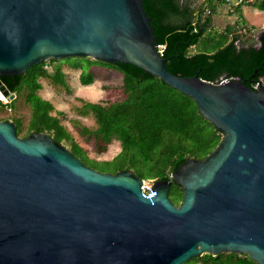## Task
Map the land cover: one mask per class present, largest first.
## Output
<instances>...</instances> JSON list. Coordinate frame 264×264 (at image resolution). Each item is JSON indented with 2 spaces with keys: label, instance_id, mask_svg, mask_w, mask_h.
Returning <instances> with one entry per match:
<instances>
[{
  "label": "water",
  "instance_id": "1",
  "mask_svg": "<svg viewBox=\"0 0 264 264\" xmlns=\"http://www.w3.org/2000/svg\"><path fill=\"white\" fill-rule=\"evenodd\" d=\"M143 3L0 0V76L70 57L129 64L191 97L221 139L143 195L131 169L92 168L50 134L20 137L0 120V264H183L222 252L264 264V75L251 88L171 74ZM0 91L15 95L1 80Z\"/></svg>",
  "mask_w": 264,
  "mask_h": 264
},
{
  "label": "trees",
  "instance_id": "2",
  "mask_svg": "<svg viewBox=\"0 0 264 264\" xmlns=\"http://www.w3.org/2000/svg\"><path fill=\"white\" fill-rule=\"evenodd\" d=\"M228 1L199 0L193 4L192 0H144L143 7L152 19L150 22L157 43L162 46L161 56L166 59L168 72L181 77L196 73L202 80L214 83L239 77L249 87H257L258 80L264 75V31L258 34L255 42L242 41V35L248 34L252 26L243 19L240 7L248 5L264 11V0L233 4L228 12L235 13V21L228 23L221 32H208L217 6ZM201 39H206L204 51L189 54L188 48ZM209 47L212 49L206 51ZM47 63L52 64L51 69L47 68ZM62 63L74 70L86 69L78 77L84 86L94 80L89 71L93 63L110 66L122 74L125 93L122 100L105 104L84 102L79 110L81 115L91 114L94 118V129L82 127L79 131L87 138L94 136L104 142L98 144V151L105 149V142L118 139L119 151L112 158L103 159L111 173L131 169L142 178L170 179V174L186 156L203 157L222 137L197 112L191 97L139 67L85 56L49 59L20 75L0 76L2 83L15 93L6 102L0 99V108L12 107L17 96L25 93L24 101L31 109L26 136L33 132L48 133L55 140L64 142V146L76 156L85 155L57 115L51 113L52 103L38 94L42 88L38 79L45 77L69 91ZM12 122L16 133L20 134V120L14 118ZM169 198L173 203H178L181 198L180 185L175 181L170 186ZM195 261L199 264H257L247 254L237 252L204 253L190 257L183 264Z\"/></svg>",
  "mask_w": 264,
  "mask_h": 264
},
{
  "label": "rangeland",
  "instance_id": "3",
  "mask_svg": "<svg viewBox=\"0 0 264 264\" xmlns=\"http://www.w3.org/2000/svg\"><path fill=\"white\" fill-rule=\"evenodd\" d=\"M193 4L199 0H192ZM236 0H229L227 3L217 6L216 13L212 17L211 26L208 32H221L228 23L235 21V13H229L230 7ZM213 3V2H212ZM211 3V4H212ZM243 19L248 25L252 26V30L248 34L242 35V41L255 42L258 39V34L261 28H264V11L258 10L254 6L241 5ZM206 39H201L197 44L188 48V53L192 54L198 51H204ZM207 47V46H206ZM212 49L209 47L206 51ZM47 68L51 69V63H47ZM61 69L64 72V81L69 87V91L60 84H54L50 78H39L38 81L42 88L38 94L43 99H48L52 105V114L57 115L64 128L71 133L75 141L83 148L85 155L78 154L80 159L88 166L99 170H109L103 159L112 158L120 149L118 139H112L106 143L105 149L98 151L97 146L104 143L96 139L87 138V135L80 133V128L85 127L92 130L96 127L94 118L91 114L81 115L79 110L82 109L84 102H101L112 103L122 100L125 96L122 84V74L110 66L93 63L89 67V71L93 73L94 80L88 85H81L79 82L80 72H86V69L74 70L66 64H61ZM25 93L22 92L14 101L12 107L0 108V120L18 118L21 123L20 137H26V129L31 117V109L24 101ZM6 100H5V99ZM3 102L8 100V97L0 98ZM64 143V142H63ZM66 146V145H65ZM153 178L147 177L146 180ZM191 264H199L193 262Z\"/></svg>",
  "mask_w": 264,
  "mask_h": 264
},
{
  "label": "built area",
  "instance_id": "4",
  "mask_svg": "<svg viewBox=\"0 0 264 264\" xmlns=\"http://www.w3.org/2000/svg\"><path fill=\"white\" fill-rule=\"evenodd\" d=\"M245 0H236L233 4H239V3H243ZM248 1H252V0H248ZM261 31H264V28H261V30H260V32ZM158 51L160 52V54H161V49H162V46L161 45H158ZM221 80H224V79H221ZM220 80V81H221ZM155 179L154 178H150V179H148V180H146V179H144L143 178V182H142V185H141V187H140V189H141V193L143 194V195H149V194H151L152 193V191H153V188H152V185H153V181H154Z\"/></svg>",
  "mask_w": 264,
  "mask_h": 264
},
{
  "label": "bare ground",
  "instance_id": "5",
  "mask_svg": "<svg viewBox=\"0 0 264 264\" xmlns=\"http://www.w3.org/2000/svg\"><path fill=\"white\" fill-rule=\"evenodd\" d=\"M3 94H2V92L0 91V98H3L4 96H2ZM5 99V98H4ZM6 100V99H5Z\"/></svg>",
  "mask_w": 264,
  "mask_h": 264
}]
</instances>
